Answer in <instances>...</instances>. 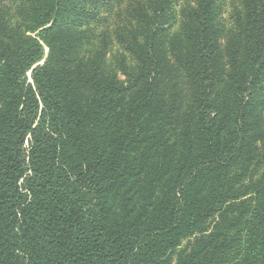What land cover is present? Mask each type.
Listing matches in <instances>:
<instances>
[{
	"label": "trees",
	"instance_id": "obj_1",
	"mask_svg": "<svg viewBox=\"0 0 264 264\" xmlns=\"http://www.w3.org/2000/svg\"><path fill=\"white\" fill-rule=\"evenodd\" d=\"M11 1L0 264H264V0L229 31L195 0L182 37L153 0L116 68L84 50L112 0Z\"/></svg>",
	"mask_w": 264,
	"mask_h": 264
},
{
	"label": "rangeland",
	"instance_id": "obj_2",
	"mask_svg": "<svg viewBox=\"0 0 264 264\" xmlns=\"http://www.w3.org/2000/svg\"><path fill=\"white\" fill-rule=\"evenodd\" d=\"M153 0H112L109 8L102 10L97 15L96 22H91L90 42L84 50L89 53L96 51L102 44L103 38L108 42L106 62L116 68V65L123 61L126 66L133 65L134 61L121 43V35L125 38L138 28V18L136 10L140 7L148 9ZM220 22L224 25V30L229 31L234 28L231 13L239 7L237 0H224L221 4ZM17 3L11 0H0V12L12 21L18 16ZM195 7V0H173L168 7L169 21L166 26L168 37L175 35L182 37L187 30L192 9ZM120 36V37H119ZM224 40L221 42L223 45ZM264 100V95H263Z\"/></svg>",
	"mask_w": 264,
	"mask_h": 264
}]
</instances>
